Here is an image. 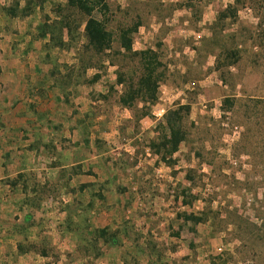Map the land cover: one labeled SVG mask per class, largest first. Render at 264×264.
I'll return each instance as SVG.
<instances>
[{
    "label": "rangeland",
    "instance_id": "obj_1",
    "mask_svg": "<svg viewBox=\"0 0 264 264\" xmlns=\"http://www.w3.org/2000/svg\"><path fill=\"white\" fill-rule=\"evenodd\" d=\"M30 1L37 0H0V45H8V50L13 51L6 53L8 58H0L13 61L16 58L13 45H20L17 55L25 57L28 56L25 43H36L34 57L44 46L41 56L49 66L43 72L57 74L59 70L65 76H75L80 97L76 105L73 103L79 108L77 120L98 126L89 131L79 130V136L87 132L97 134L96 145L102 157L96 172L106 176L113 174L118 161L132 166L141 164L140 159L145 160L141 169L156 183L145 190L150 189L158 202L143 200L141 206L126 210L121 200H115L121 187L112 184L105 187L107 194H97L96 209L81 203L82 206L71 207L52 219L31 213L30 224L25 217L14 215L8 219L14 234L21 232V228L24 231L13 241L0 240V264H264V240L258 241L244 231V236L252 241L247 238L243 244L236 238L235 228L227 225L224 230L222 223L217 226L226 219L234 222L238 215L251 226L262 228L264 234V120L260 126L251 121L253 113L264 115V111L249 112L241 106L231 112L222 109L227 95L264 100V69L248 73L245 87L239 86L232 92L215 70V56L197 51L201 38L211 35L220 11L234 0H202L203 6L198 11L179 7L183 0H155L165 6H177L170 14L168 7L161 10L160 24L154 20L148 27H142L134 49L156 48L162 38L164 62H171L173 69L177 65L183 72L190 68L191 82L185 87L172 81L163 84L150 115L139 121L119 103L124 88L117 83L116 66L107 62L84 72L79 49L74 47L67 50L70 54H63L53 46L50 35L41 36L43 26L53 24L56 7L64 5L65 0L37 4L27 17L6 14L13 5L19 3L24 9ZM115 2L127 6V0ZM241 16L247 18L250 12ZM161 26L165 29L159 34ZM64 40H69L67 32ZM84 41L81 39L78 47ZM63 57L65 65L58 60ZM188 102H191L190 122L195 128L180 150L169 161H162L149 145L157 136L156 127L165 123L169 110ZM156 106L167 111L161 119L153 115ZM146 126L151 128L140 135ZM115 131L119 137L113 139L109 134ZM127 144L131 146L129 152L125 151ZM91 211L95 215H90ZM190 214L205 215L207 220L199 224L187 222L185 216ZM216 216L219 217L213 225ZM103 229L109 232L106 239L99 236ZM19 244L27 249L24 254L19 252ZM43 250L47 255H43Z\"/></svg>",
    "mask_w": 264,
    "mask_h": 264
},
{
    "label": "trees",
    "instance_id": "obj_2",
    "mask_svg": "<svg viewBox=\"0 0 264 264\" xmlns=\"http://www.w3.org/2000/svg\"><path fill=\"white\" fill-rule=\"evenodd\" d=\"M45 1H30L24 9L17 3L7 9L6 14L14 18L27 17L35 5H42ZM65 1L64 5L56 7L57 18L53 24L43 26L45 31L41 36L46 38L50 35L53 46H58L61 50H70L74 47L79 49L85 66L84 72L88 68L101 66L107 62L116 66L117 83L124 88L119 96V103L133 113L135 121L150 115L151 105L157 102L159 89L163 84L172 81L173 84L185 87L191 82L190 68L183 72L177 68V65L173 69L170 68L171 62H164L162 38L156 44V48L150 47L140 51L134 49V41L140 29L148 27L154 20L160 24L161 10L168 7L170 14L177 5L165 6L155 0H127L125 7L115 0ZM178 6L198 11V8L203 6V1L183 0ZM245 11L250 12L248 19L241 16ZM82 29L83 31L80 32ZM164 29L165 27L161 26L159 34ZM65 32L69 35L67 42L64 40ZM81 39L85 41L78 47ZM197 51L199 54L205 52L208 56H215V70L229 90L235 92L239 86L244 88V80L248 73L264 69L262 67L264 66V0H234L226 6L212 25L211 35L201 38V46ZM236 106L247 107L249 112L264 111V100L230 95L223 98L224 112H231ZM190 113L191 102L179 103L168 111L165 123L156 127L157 136L151 139L149 145L153 153L159 155L162 161H169V157L177 153L181 145L190 139L195 128L190 122ZM253 115L251 121L254 120L256 125L260 126L264 115L254 113ZM206 217L190 214L185 216V220L199 224L205 222ZM218 217L213 219V225H216L215 221ZM235 217L234 222H228L229 220L226 219L220 221L217 226L222 223L224 230L228 228L227 225L235 228L236 238L243 244L246 243L247 238L252 241L250 237L244 236L242 233L244 231L258 241L264 240L262 228L251 226L241 216L235 215ZM30 219V216L27 217L25 222L30 224ZM23 231L24 228H21L18 234ZM99 236L106 239L109 236L108 230H101ZM114 239L113 236L112 241ZM26 250L19 244L21 254ZM42 253L47 255L46 250Z\"/></svg>",
    "mask_w": 264,
    "mask_h": 264
},
{
    "label": "crops",
    "instance_id": "obj_3",
    "mask_svg": "<svg viewBox=\"0 0 264 264\" xmlns=\"http://www.w3.org/2000/svg\"><path fill=\"white\" fill-rule=\"evenodd\" d=\"M35 44H24L27 57L17 55L20 45H13L16 58L13 61L0 58V240L13 241L18 237L9 223L14 215L27 219L33 213L52 219L71 207L82 206L81 203L96 209L97 194H104L105 187L112 184L121 187L115 200H121L126 210L141 206L143 200L158 202L150 189L145 190L156 185L141 169L145 160L140 159L138 166H125L118 161L113 174L106 176L96 172L102 157L96 145L97 134L87 132L82 138L79 130L98 126L77 120L79 108L73 103L78 100L79 88L75 86V76H65L59 70L57 74L49 70L44 73V67L49 66L41 56L44 46L34 57ZM9 50L8 45H0V56L8 58L6 53L13 52L12 48ZM65 59L58 58L59 63L65 65ZM117 135V131L109 134L113 139ZM124 146L129 152L131 146ZM94 213L91 211L90 215Z\"/></svg>",
    "mask_w": 264,
    "mask_h": 264
},
{
    "label": "built area",
    "instance_id": "obj_4",
    "mask_svg": "<svg viewBox=\"0 0 264 264\" xmlns=\"http://www.w3.org/2000/svg\"><path fill=\"white\" fill-rule=\"evenodd\" d=\"M166 109L164 108H161L159 106H156L154 108V111H153V115L157 118V119H161L163 118L165 115H166Z\"/></svg>",
    "mask_w": 264,
    "mask_h": 264
}]
</instances>
